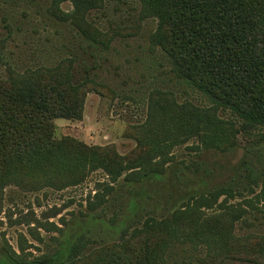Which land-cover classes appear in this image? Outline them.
Instances as JSON below:
<instances>
[{
  "label": "rangeland",
  "instance_id": "rangeland-1",
  "mask_svg": "<svg viewBox=\"0 0 264 264\" xmlns=\"http://www.w3.org/2000/svg\"><path fill=\"white\" fill-rule=\"evenodd\" d=\"M51 2L0 0V80L62 82L67 63L26 70L72 58L75 82L106 84L81 89L73 118L54 120L57 137L83 142L96 158L82 175L49 166L0 182V254L64 253L83 235L81 252L94 260L105 245L150 236L165 245L159 264H264L251 253L264 247V126H246L178 77L152 41L158 17L141 0H103L85 14ZM72 23L105 42L118 34L103 47ZM147 161L164 173L139 183ZM221 187L230 192L215 195Z\"/></svg>",
  "mask_w": 264,
  "mask_h": 264
},
{
  "label": "trees",
  "instance_id": "trees-1",
  "mask_svg": "<svg viewBox=\"0 0 264 264\" xmlns=\"http://www.w3.org/2000/svg\"><path fill=\"white\" fill-rule=\"evenodd\" d=\"M60 1L65 0H52L51 7ZM67 1L82 14L103 5V0ZM141 1L151 15L158 17L152 41L168 53L178 77L204 93L215 107L230 109L246 126H264V0ZM49 11L57 16L53 10ZM72 24L91 43L103 47H108L118 34L105 42ZM62 61L53 68L26 70L29 73L53 72L67 63L62 82L23 84L13 83L11 79L0 80V182H5L13 174H29L49 166L64 167L61 174L82 175L85 164L92 157L96 158L85 151L91 148L83 142L67 136L57 137L54 120L73 118L78 110L75 95L81 89L108 86L93 77L75 82L73 59ZM10 71V76L17 73ZM159 164L144 163L142 170L136 172L138 182L144 183L162 175L164 169L158 168ZM223 192L230 190L221 187L215 195ZM145 221L148 226L154 218L149 216ZM135 235L136 232H130L123 243ZM121 245H105L103 255L87 260L90 255L81 252L84 242L83 235H79L74 241H67L64 253L56 252L31 260L4 250L0 254V264H159L160 251L165 246L150 236L137 246ZM233 250L239 254L244 252L238 245ZM251 250L253 256L264 263L261 243L255 244ZM237 258L241 259L240 256Z\"/></svg>",
  "mask_w": 264,
  "mask_h": 264
}]
</instances>
